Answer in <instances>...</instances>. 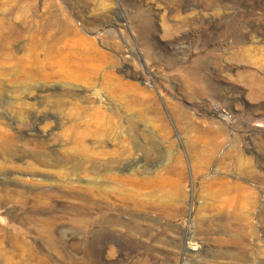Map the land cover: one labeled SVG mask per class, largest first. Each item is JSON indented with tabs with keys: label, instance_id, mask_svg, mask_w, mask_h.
<instances>
[{
	"label": "rangeland",
	"instance_id": "1",
	"mask_svg": "<svg viewBox=\"0 0 264 264\" xmlns=\"http://www.w3.org/2000/svg\"><path fill=\"white\" fill-rule=\"evenodd\" d=\"M0 194V264H264V0H0Z\"/></svg>",
	"mask_w": 264,
	"mask_h": 264
},
{
	"label": "bare ground",
	"instance_id": "2",
	"mask_svg": "<svg viewBox=\"0 0 264 264\" xmlns=\"http://www.w3.org/2000/svg\"><path fill=\"white\" fill-rule=\"evenodd\" d=\"M6 142H7V140H6ZM11 145L9 144V146H11ZM235 154H236V152H235ZM238 154L234 155V158H235L234 163L236 164V167L238 168L239 175H243L248 179H252L253 176L255 175L253 167L251 166V164L249 162H246L245 160H243L241 155H238ZM197 160L200 162L202 161L204 164H206L205 162L207 161L206 159L201 158V156L200 157L197 156ZM220 164H223V161H220ZM259 177H261V176H259ZM218 185H219V188L217 190L213 191L211 194L212 198L213 199H217V198L222 199V202L224 203V205H223L224 208L229 209L232 212L231 218L234 221H240V220L243 222L244 221H250V213L249 212H250V209L252 208V198H254L253 190H251L249 187H247V186H245L239 182H234V183L220 182V183H218ZM229 210H227V211H229Z\"/></svg>",
	"mask_w": 264,
	"mask_h": 264
}]
</instances>
